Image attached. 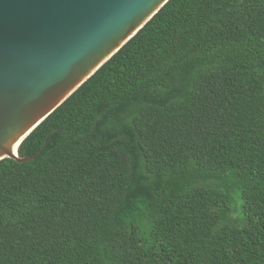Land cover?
Segmentation results:
<instances>
[{
  "label": "trees",
  "instance_id": "1",
  "mask_svg": "<svg viewBox=\"0 0 264 264\" xmlns=\"http://www.w3.org/2000/svg\"><path fill=\"white\" fill-rule=\"evenodd\" d=\"M0 161V264H264V0H169Z\"/></svg>",
  "mask_w": 264,
  "mask_h": 264
},
{
  "label": "water",
  "instance_id": "2",
  "mask_svg": "<svg viewBox=\"0 0 264 264\" xmlns=\"http://www.w3.org/2000/svg\"><path fill=\"white\" fill-rule=\"evenodd\" d=\"M169 0H0V161Z\"/></svg>",
  "mask_w": 264,
  "mask_h": 264
}]
</instances>
